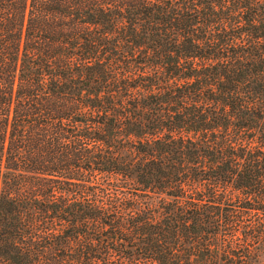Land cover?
<instances>
[{
  "label": "trees",
  "instance_id": "16d2710c",
  "mask_svg": "<svg viewBox=\"0 0 264 264\" xmlns=\"http://www.w3.org/2000/svg\"><path fill=\"white\" fill-rule=\"evenodd\" d=\"M0 264H264V0H0Z\"/></svg>",
  "mask_w": 264,
  "mask_h": 264
}]
</instances>
